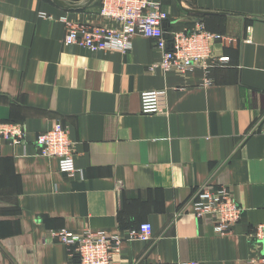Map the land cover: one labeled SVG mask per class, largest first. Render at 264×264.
Here are the masks:
<instances>
[{"label": "crops", "instance_id": "crops-1", "mask_svg": "<svg viewBox=\"0 0 264 264\" xmlns=\"http://www.w3.org/2000/svg\"><path fill=\"white\" fill-rule=\"evenodd\" d=\"M159 1L166 29L202 21L232 41L206 74L162 71L161 51L140 34L131 49L89 52L63 44V17L98 23L100 0L64 11L51 0H0V121L26 130L0 146V264H76L50 231L124 236L148 222L149 241H123L117 264H251L250 235L264 223V0ZM207 77L211 80L206 84ZM166 90L165 109L143 114L140 95ZM60 122L78 172L38 154L36 135ZM226 186L243 209L230 233L195 218V188Z\"/></svg>", "mask_w": 264, "mask_h": 264}, {"label": "built area", "instance_id": "built-area-1", "mask_svg": "<svg viewBox=\"0 0 264 264\" xmlns=\"http://www.w3.org/2000/svg\"><path fill=\"white\" fill-rule=\"evenodd\" d=\"M97 15L102 21H76L63 17V44L77 45L89 52L116 51L122 54L131 49V38L140 34L152 40L155 48L161 51L157 67L160 70L180 73L190 72L194 67H202L206 74L214 66L227 63L228 57L215 58L213 45L216 42L232 41L223 34L210 32L202 22L190 30H169L164 27L168 12L161 2L154 0H100ZM206 84L211 80L207 77ZM166 90H148L140 95L143 114H159L165 109ZM26 130L23 125L0 121V146L23 144ZM35 145L38 154L45 158H56L59 171L67 176L78 172L74 163V142L69 137L68 128L60 122L36 135ZM192 214L203 220L208 218L217 234L230 233L243 209L233 200L229 189L202 185L195 188L189 202ZM55 241L69 248L70 256L76 264H117L113 257L119 252L123 241H149L152 228L148 222L136 229H129L124 236H111L103 231L85 229L73 233L66 229L50 231ZM250 238L260 248L251 264H264V223L254 227ZM175 264H197L195 261Z\"/></svg>", "mask_w": 264, "mask_h": 264}, {"label": "water", "instance_id": "water-1", "mask_svg": "<svg viewBox=\"0 0 264 264\" xmlns=\"http://www.w3.org/2000/svg\"><path fill=\"white\" fill-rule=\"evenodd\" d=\"M97 0H51L53 4L64 11H79L88 8ZM178 3L181 5L182 9L190 14H219V15H226L227 13L224 12H211L205 10H197L193 9L190 6H183L181 0H177Z\"/></svg>", "mask_w": 264, "mask_h": 264}, {"label": "trees", "instance_id": "trees-1", "mask_svg": "<svg viewBox=\"0 0 264 264\" xmlns=\"http://www.w3.org/2000/svg\"><path fill=\"white\" fill-rule=\"evenodd\" d=\"M95 2H96V1H95ZM167 20H168V19H167ZM167 20H166V21H167ZM200 22H202V21H200ZM202 23H203V22H202ZM203 24H204V23H203ZM204 26H205V24H204ZM164 27L166 28V22L164 23ZM205 29L208 30V29L206 28V26H205ZM169 30H170V28H169ZM171 30H172V29H171ZM208 31H210V30H208ZM210 32H212V31H210Z\"/></svg>", "mask_w": 264, "mask_h": 264}]
</instances>
